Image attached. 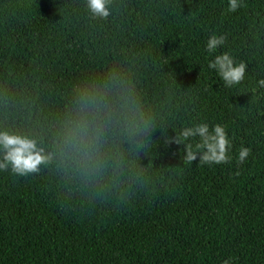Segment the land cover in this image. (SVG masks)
I'll use <instances>...</instances> for the list:
<instances>
[{
  "label": "trees",
  "instance_id": "1",
  "mask_svg": "<svg viewBox=\"0 0 264 264\" xmlns=\"http://www.w3.org/2000/svg\"><path fill=\"white\" fill-rule=\"evenodd\" d=\"M106 6L0 0V133L45 157L0 169V264H264V99L225 89L202 51L223 35L209 59L264 77V0ZM201 118L227 125L230 163H186L179 132ZM84 121L87 147L69 139Z\"/></svg>",
  "mask_w": 264,
  "mask_h": 264
},
{
  "label": "clouds",
  "instance_id": "2",
  "mask_svg": "<svg viewBox=\"0 0 264 264\" xmlns=\"http://www.w3.org/2000/svg\"><path fill=\"white\" fill-rule=\"evenodd\" d=\"M107 3L108 0H87V7L94 17L103 19L109 15ZM226 3L225 11L228 13L235 12L242 6V0H226ZM224 39L223 35L217 36L213 33L203 44L202 51L207 71L214 73L223 87L229 91L244 88L253 95L254 102L264 99V77L255 81L248 78L246 64L243 61L237 62L226 51L209 59L216 52L217 46L224 43ZM86 103L92 102L86 101ZM88 132V123L84 121L70 132L69 139L87 147L85 136ZM177 142L184 146L187 164L197 161L201 166L211 167L228 164L233 160V139L223 122H212L201 118L199 122L184 126L179 132ZM0 150L6 162L0 163V169L10 165L12 171L20 175L37 170V166L45 159L41 155V150L36 148L34 141L7 133H0ZM249 155L250 148L241 145L236 154V161L243 163ZM221 264H232V258L223 260Z\"/></svg>",
  "mask_w": 264,
  "mask_h": 264
}]
</instances>
